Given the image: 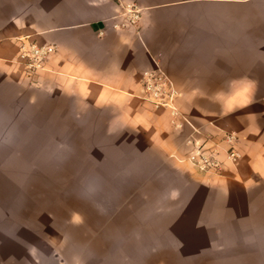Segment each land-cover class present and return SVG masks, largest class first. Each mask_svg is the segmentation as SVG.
<instances>
[{
	"label": "crops",
	"instance_id": "0c3cea01",
	"mask_svg": "<svg viewBox=\"0 0 264 264\" xmlns=\"http://www.w3.org/2000/svg\"><path fill=\"white\" fill-rule=\"evenodd\" d=\"M224 132L223 176L182 161ZM0 147V264H264V0H0Z\"/></svg>",
	"mask_w": 264,
	"mask_h": 264
},
{
	"label": "built area",
	"instance_id": "2783aa9c",
	"mask_svg": "<svg viewBox=\"0 0 264 264\" xmlns=\"http://www.w3.org/2000/svg\"><path fill=\"white\" fill-rule=\"evenodd\" d=\"M126 14L130 22H134L140 16L139 11L132 8L127 9ZM54 51L55 46L50 44L23 41L19 49V60L27 70L33 71L42 68L45 60ZM143 85L145 99L150 100L157 106L171 107L172 123L176 127H182L183 122L189 123V120L174 105L178 97L177 90L168 84L162 74L147 73ZM237 139L238 137L234 132H224L222 141L227 147H221L219 144L207 147V141H190L194 147L182 161H187L198 170L211 176H223L227 167L226 162L220 158V153L224 151L226 161L230 165L236 166L241 159V154L236 147Z\"/></svg>",
	"mask_w": 264,
	"mask_h": 264
},
{
	"label": "rangeland",
	"instance_id": "374dc122",
	"mask_svg": "<svg viewBox=\"0 0 264 264\" xmlns=\"http://www.w3.org/2000/svg\"><path fill=\"white\" fill-rule=\"evenodd\" d=\"M33 147L31 148V151H32V156H33V159H34V162L35 164L37 163V155L38 153H40L41 151V136L40 135H34L33 137ZM10 151H11V147H0V157L1 159H5V158H9L10 157ZM47 155L48 156H58V153L56 151H53V149L50 147L47 149ZM186 158V157H185ZM184 159V158H183ZM191 168L192 170H194L195 172H198L200 173L201 175H204V176H211L207 173H204L200 170H198L197 168H195L194 166H192L190 163H188L187 161H185ZM211 177H216V176H211ZM61 206L64 208V214L65 215H60V216H56L55 220L58 219L60 220V222L62 221H67L68 219V216H69V212H71L72 210L69 209V201L67 199H64L62 202H61ZM53 221L51 220V223Z\"/></svg>",
	"mask_w": 264,
	"mask_h": 264
}]
</instances>
